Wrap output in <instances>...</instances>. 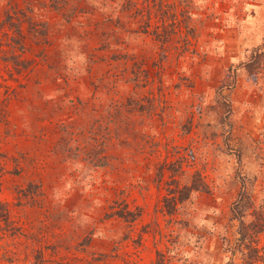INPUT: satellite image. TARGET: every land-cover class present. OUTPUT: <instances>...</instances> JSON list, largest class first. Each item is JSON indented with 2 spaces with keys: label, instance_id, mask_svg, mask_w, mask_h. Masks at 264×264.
I'll return each mask as SVG.
<instances>
[{
  "label": "rangeland",
  "instance_id": "1",
  "mask_svg": "<svg viewBox=\"0 0 264 264\" xmlns=\"http://www.w3.org/2000/svg\"><path fill=\"white\" fill-rule=\"evenodd\" d=\"M115 2L119 7L125 0ZM133 3L134 32L125 36L129 78L142 63L147 85L141 102L147 106L154 96L158 113L150 119L145 112L141 138L129 137L124 171L115 170L119 159L102 168L71 158L52 179L53 160L35 155L31 134L29 97L38 73L30 70L32 63L14 78L2 69V78L20 92L11 117L28 137L17 143L0 123V151L9 154L0 199L21 227L16 237L0 238V264H34L38 255L80 257L86 238L93 245L89 251L108 240L119 264L124 257L131 264H246L236 249L239 223L231 208L243 190L255 201L264 195V0ZM79 51L76 43L69 46L75 58L69 65L84 71ZM121 86L134 97L132 80ZM43 90L53 96L52 88ZM124 199L141 211L133 226L116 215L105 217V207L113 212ZM259 243L264 248V233ZM55 244L57 254L51 251Z\"/></svg>",
  "mask_w": 264,
  "mask_h": 264
},
{
  "label": "trees",
  "instance_id": "2",
  "mask_svg": "<svg viewBox=\"0 0 264 264\" xmlns=\"http://www.w3.org/2000/svg\"><path fill=\"white\" fill-rule=\"evenodd\" d=\"M115 1L0 0V123L6 125L7 134L15 137L17 143L18 138L28 137L11 117L12 99L20 92L2 78V69L6 68L10 78H14L15 73L26 71L32 63L30 70L38 74L34 78L35 94L29 97L35 116L31 134L36 143L35 155L45 153L53 160L49 172L52 179L62 173L59 164L71 158L102 168L113 167V161L119 159L121 168L115 170L124 171L126 158L122 151L129 137L141 138L139 127L145 112L150 119L158 113L154 96L148 99L147 106L141 102L147 85L140 69L142 63L129 78L131 56L125 36L134 32L130 28L129 10L136 3L125 0L117 7ZM138 14L137 10L133 17L137 18ZM135 25L137 28L138 24ZM75 43L85 59L84 71L80 70L82 67L70 68L69 65V62L74 65L75 58L68 49ZM103 67L106 68L97 73L96 70ZM128 80L135 83L134 97L121 89V83ZM45 85L52 88L53 96L45 97ZM78 86L84 89L83 95L78 93ZM8 160L9 154L0 151V190L9 172ZM16 169L19 173L23 167L17 163ZM40 186L30 185L28 190H38ZM121 205L114 207L113 212H108L109 206L105 207V217L116 215L133 226L141 211L130 209L125 199ZM231 213L239 223L236 249L242 253L245 263L264 261V248L259 243L264 233V195L255 201L249 191L243 190ZM0 218L5 222V227L0 228V238L16 237L21 227L14 225L9 206L1 199ZM102 244L99 250L89 251L86 247L93 248V245L86 238L80 242L85 255L65 261L38 255L34 264H119L118 254L109 253L107 249L109 241ZM59 247L55 244L51 251L57 254ZM11 251L15 255L16 247ZM123 261L122 264H131L125 257Z\"/></svg>",
  "mask_w": 264,
  "mask_h": 264
}]
</instances>
